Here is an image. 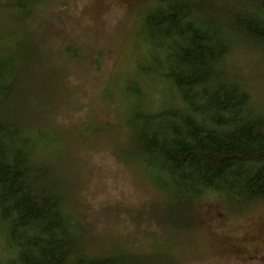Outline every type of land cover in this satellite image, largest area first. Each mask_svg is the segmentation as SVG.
Here are the masks:
<instances>
[{
	"label": "trees",
	"instance_id": "obj_1",
	"mask_svg": "<svg viewBox=\"0 0 264 264\" xmlns=\"http://www.w3.org/2000/svg\"><path fill=\"white\" fill-rule=\"evenodd\" d=\"M48 1L0 0V264H169L88 251L62 171L44 158L50 140L37 103L48 102L39 92L55 68L26 27ZM139 14L155 56L135 83L160 78L167 91L153 105L143 86L126 88L127 157L153 172L171 218L189 216L210 194L229 209L264 203L261 73L250 79L235 67L240 53L264 63V0H151Z\"/></svg>",
	"mask_w": 264,
	"mask_h": 264
},
{
	"label": "rangeland",
	"instance_id": "obj_2",
	"mask_svg": "<svg viewBox=\"0 0 264 264\" xmlns=\"http://www.w3.org/2000/svg\"><path fill=\"white\" fill-rule=\"evenodd\" d=\"M150 1L49 0L27 24L56 69L39 92L48 102L37 103L44 107L37 121L50 140L44 158L61 169L92 253L162 256L169 264H264V203L229 209L210 194L189 216L171 218L153 172L127 157L132 97L126 88L143 86L153 105L166 98L160 78L135 83L139 66L154 64L139 14ZM2 21L9 26L8 18ZM68 46L76 53L69 55ZM260 56L240 53L235 67L250 79L261 73L255 87L262 95L264 63H253Z\"/></svg>",
	"mask_w": 264,
	"mask_h": 264
}]
</instances>
